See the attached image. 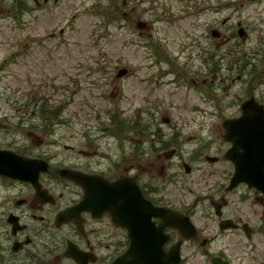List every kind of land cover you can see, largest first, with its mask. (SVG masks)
<instances>
[{"label":"flooded vegetation","instance_id":"flooded-vegetation-1","mask_svg":"<svg viewBox=\"0 0 264 264\" xmlns=\"http://www.w3.org/2000/svg\"><path fill=\"white\" fill-rule=\"evenodd\" d=\"M4 1L14 4L13 9L3 12ZM62 1L0 0V22L9 16L16 21L20 35L15 42L20 44L19 52L26 50L33 39L27 32L23 36L22 29L28 24L26 18L38 21L39 15L49 16ZM222 10L210 7L214 17L208 26V69L201 77L191 80V87L186 89L199 90L200 86H206L207 94L201 92L199 104L179 113V123L170 117L158 119L157 114L166 98L161 87H170V93L177 91L183 79L177 64H172L177 62V56L170 62L169 70H159L160 80L150 82L147 87L149 94L145 99L154 96L147 103L148 109L142 112L149 118L147 124L133 123L126 137L120 123L99 128V132L97 127L85 125L79 135L68 134L57 142H64L60 146L64 151L60 158L47 151L34 154L33 149L45 143L43 132H47V123L54 125L55 120L50 121L34 101L24 104L21 100L22 95L26 96L24 92L19 99L4 102L10 109L3 111L0 107V152L41 160L46 169L38 173L34 183L0 173V264H114L130 248L133 231L119 226L109 211L98 215L101 204L96 205V199L87 200L77 214L68 213L86 194L85 188L74 179L78 175L100 177L108 182L133 179L143 199L164 211L163 218L153 216L150 222L155 228H162L164 254L180 244L176 264H243L246 260L251 263L244 264H264V247L258 240L264 237V185L256 188L241 182L229 187L234 164L225 156L232 144L225 138L223 121L240 116L241 111L225 118L224 109L210 108L213 99L210 90L218 79L210 70L213 45L217 51L229 43L235 48L237 41L244 42L248 36L240 21L229 27L231 17H222ZM176 15L179 17L174 21L193 16L192 13ZM219 25L229 27L228 38H221ZM212 30H217L220 38H212ZM23 41L26 42L21 45ZM7 62L4 59L3 64ZM153 63L160 64L161 60ZM3 64L0 67L4 68ZM234 71L236 76L230 78L229 84L227 78L217 80L222 91L245 78L247 70L238 65ZM249 75L250 82L258 80L262 73L252 69ZM167 76L171 77L162 84ZM73 85L77 82L63 85L61 90H68L63 95H75L69 90ZM61 90L57 89L56 94ZM35 94L38 92L34 89L28 92V96ZM249 98L264 107L251 90ZM200 103H206L208 108H202ZM168 105L175 109V104ZM256 168L249 169L254 176L259 175Z\"/></svg>","mask_w":264,"mask_h":264},{"label":"rangeland","instance_id":"rangeland-1","mask_svg":"<svg viewBox=\"0 0 264 264\" xmlns=\"http://www.w3.org/2000/svg\"><path fill=\"white\" fill-rule=\"evenodd\" d=\"M62 2L51 15H39L38 21H28L26 18L28 24L22 29L23 36L27 32L33 35V39L21 52L17 47L20 44L15 43L20 35L15 19L9 16L0 22V65L4 59L9 61L3 64L4 68L0 67L1 109H10L4 102L19 99L24 92L26 96H21L24 104L30 105L34 101L46 112L50 121L55 120L54 125L47 123V132H43L45 143L33 148L34 154L40 155L42 151H47L60 158L59 154H64L60 147L64 142H57L68 134L79 135L85 125L97 127L99 132V128L120 123L122 135L126 137L133 123L147 124L149 118L142 112L148 109L149 99L154 100V96L145 99L149 94L147 87L150 82L160 80L159 70H169L174 56L179 58L176 63H171L177 64L183 79L177 91L170 93V87H161L166 98L157 114L158 119L170 117L173 122L179 123V113L199 104L202 93L207 94L206 86H200L199 90L186 89L191 87V80L201 77L208 69V26L211 17H214L210 7L222 8V17H231L229 27H234L237 21L242 22L248 34L244 42L237 41L235 48L233 43L226 45L228 51L226 46L217 51L213 45L210 70L214 71L218 79L227 78L229 84L230 78L236 76L232 66L234 61L241 60L240 68L245 67L247 71L245 78L236 81L226 91H222L217 79L210 90L213 98L210 108L216 111L218 108L224 109L223 116L229 118L238 113L240 104L248 98L250 90L264 103V0ZM3 7V12H6L13 9L14 4L4 1ZM188 13L193 16L174 21L179 17L176 14L185 16ZM137 25L140 27L137 28ZM228 28L219 27L222 39L230 36ZM25 39L28 41L30 38ZM26 41L21 42V45ZM236 55L244 57L234 58ZM159 60L160 64L153 63ZM123 69L127 73L118 77ZM252 69L262 75L258 80L249 82ZM170 77H163L162 84ZM70 81L77 82L69 89L76 93L72 97L68 93L63 95L68 90H61ZM32 89L38 95L28 96ZM57 89L62 92L56 94ZM170 94L173 96L170 97ZM68 103L71 105L68 106ZM170 103L175 104V109L170 108ZM200 106L208 108L206 103H200ZM58 110L61 113L55 116ZM105 145L104 138L103 147ZM258 240L264 247V237ZM244 263L251 261L246 260Z\"/></svg>","mask_w":264,"mask_h":264},{"label":"water","instance_id":"water-1","mask_svg":"<svg viewBox=\"0 0 264 264\" xmlns=\"http://www.w3.org/2000/svg\"><path fill=\"white\" fill-rule=\"evenodd\" d=\"M212 35L216 36L215 31ZM123 74L125 71H120L118 76ZM240 110L239 117L223 122L225 138L232 144L225 156L234 164L229 187L233 188L241 182H247L250 187L260 188L264 185V107L254 98H250L240 105ZM42 162L2 151L0 173L34 183L38 173L46 169ZM251 167H257L258 176L252 175L249 170ZM74 179L85 188L86 194L78 205L68 211L70 215L81 211L84 203L90 198L96 199V205L101 204L98 215L109 211L119 226L134 233L130 248L114 264H172V261L175 262L173 264L177 263L180 244L164 254L162 228H155L150 222L153 216L163 218L164 211L153 208L143 199L133 179L122 178L108 182L100 177L84 175L74 176Z\"/></svg>","mask_w":264,"mask_h":264},{"label":"trees","instance_id":"trees-1","mask_svg":"<svg viewBox=\"0 0 264 264\" xmlns=\"http://www.w3.org/2000/svg\"><path fill=\"white\" fill-rule=\"evenodd\" d=\"M244 56H242V55H236L234 58H243ZM233 58V59H234ZM236 65V66H235ZM239 64H237V62H234V65L232 64V66H234V67H237ZM55 114V113H54Z\"/></svg>","mask_w":264,"mask_h":264}]
</instances>
